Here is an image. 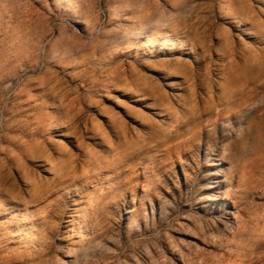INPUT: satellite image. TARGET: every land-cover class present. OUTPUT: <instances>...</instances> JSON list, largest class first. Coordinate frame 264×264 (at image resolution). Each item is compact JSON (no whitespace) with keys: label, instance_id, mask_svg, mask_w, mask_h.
Here are the masks:
<instances>
[{"label":"rangeland","instance_id":"1","mask_svg":"<svg viewBox=\"0 0 264 264\" xmlns=\"http://www.w3.org/2000/svg\"><path fill=\"white\" fill-rule=\"evenodd\" d=\"M26 1L46 32L20 67L43 48L26 78L51 68L61 95L0 81V264H264V0H139L141 39L184 21V41L137 49L122 0Z\"/></svg>","mask_w":264,"mask_h":264},{"label":"crops","instance_id":"2","mask_svg":"<svg viewBox=\"0 0 264 264\" xmlns=\"http://www.w3.org/2000/svg\"><path fill=\"white\" fill-rule=\"evenodd\" d=\"M68 5L71 0H65ZM73 3V2H72ZM118 11L117 28L125 31V25L127 26V39L132 41L133 49H137L140 46L141 40L150 38L149 41L155 39H177L184 41V21H181L176 28L167 27L158 23L152 26L150 33L144 34V38L141 39L140 32L145 28L147 21L141 18L140 3L139 0H122ZM11 6L8 7L5 16L6 22L4 27L0 26V81L14 74L21 63L27 61L29 58L35 57V53L32 55L27 54L23 48L26 46L28 39H38L44 36L46 32L44 20V6L40 2H37L35 6L30 5L26 0L11 1ZM70 12V8H66ZM148 19V15H146ZM40 22V26L39 25ZM34 23V24H33ZM35 25V26H34ZM84 28L89 29L92 23L86 22L83 24ZM118 29V30H119ZM4 33V36L2 34ZM31 35V36H30ZM67 36L72 38L68 45V51L64 52L68 56V63H75L76 57L85 54L83 46H77L75 34L72 31H68L64 28L58 30L57 37ZM105 35V34H104ZM109 34L106 33L107 41H102V45H107L108 49H111V41L109 40ZM4 38V42L3 39ZM110 44V45H108ZM125 38L120 42V46L124 47ZM100 43H95L92 49L93 54H101ZM56 58V57H55ZM73 58V59H72ZM54 62H59L58 59H53ZM23 93V98L19 100H26L27 103L32 105L43 104L45 101L53 104H60L61 95V80L51 68H47L41 75L36 77L26 78L19 89V94ZM44 96L52 97V101L45 100Z\"/></svg>","mask_w":264,"mask_h":264},{"label":"built area","instance_id":"3","mask_svg":"<svg viewBox=\"0 0 264 264\" xmlns=\"http://www.w3.org/2000/svg\"><path fill=\"white\" fill-rule=\"evenodd\" d=\"M101 14L102 16L100 21H103L105 18V12L102 11ZM44 55V49L42 48L40 51V55L36 61H34L33 63L23 64L15 74L6 79V98L11 97L15 93V91L27 76L38 74L43 70L46 65V59Z\"/></svg>","mask_w":264,"mask_h":264}]
</instances>
